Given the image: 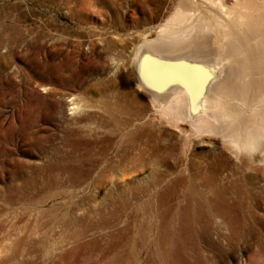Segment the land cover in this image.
Listing matches in <instances>:
<instances>
[{"label":"rangeland","instance_id":"374dc122","mask_svg":"<svg viewBox=\"0 0 264 264\" xmlns=\"http://www.w3.org/2000/svg\"><path fill=\"white\" fill-rule=\"evenodd\" d=\"M208 1L0 0V264H264V162L169 121L135 58Z\"/></svg>","mask_w":264,"mask_h":264},{"label":"bare ground","instance_id":"6f19581e","mask_svg":"<svg viewBox=\"0 0 264 264\" xmlns=\"http://www.w3.org/2000/svg\"><path fill=\"white\" fill-rule=\"evenodd\" d=\"M209 1L215 11L195 20L187 8H177L138 45L135 58L145 66L162 115L187 120L194 134H220L227 149L254 167L264 162L257 155L264 151V3ZM256 99L262 106L251 108Z\"/></svg>","mask_w":264,"mask_h":264}]
</instances>
